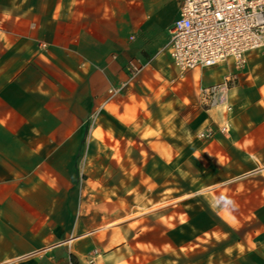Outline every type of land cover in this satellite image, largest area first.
I'll use <instances>...</instances> for the list:
<instances>
[{
  "label": "rangeland",
  "instance_id": "374dc122",
  "mask_svg": "<svg viewBox=\"0 0 264 264\" xmlns=\"http://www.w3.org/2000/svg\"><path fill=\"white\" fill-rule=\"evenodd\" d=\"M33 14V0H0V239L25 251L7 263L47 264L59 244L82 264H264V50L210 68L153 62L109 98L119 61L73 68L108 73L91 92ZM88 95L73 178L82 117L70 129L60 108Z\"/></svg>",
  "mask_w": 264,
  "mask_h": 264
},
{
  "label": "crops",
  "instance_id": "0c3cea01",
  "mask_svg": "<svg viewBox=\"0 0 264 264\" xmlns=\"http://www.w3.org/2000/svg\"><path fill=\"white\" fill-rule=\"evenodd\" d=\"M38 4L44 6V13L39 11L36 14L35 6ZM178 4L179 0H33V25L36 30L44 32L46 38L44 42L52 50L67 54L71 63V72L74 74L71 76L73 80L80 78L78 71L73 68H76L83 59L94 63V65L104 66L109 60V54L112 58H116L120 63L119 72L110 83V87L125 79L124 65L128 58L134 57L144 63L165 44L168 39V27L176 17ZM128 36H132L134 39L130 40ZM155 36H166L165 41L156 49L152 42V38ZM250 55L247 59L250 58ZM170 61L171 59L166 53L159 54L150 61L148 67L152 66L153 62H156L157 66L163 67ZM83 75L80 79L89 86L92 92L96 85L94 81L108 76V73L91 70L86 74L83 72ZM91 95L86 98L88 104L82 111L73 109L72 99L69 100V103L65 99L64 106L60 108L71 119L70 129L73 125L72 117L74 115L82 117L69 152L71 177L73 178L76 177L74 164L78 149L83 143L86 133L85 121L93 99ZM43 108L45 113L48 111V114L56 115L57 108H53L54 111L47 106H43ZM260 129L264 131V124H260ZM244 136L243 140L247 143L246 150L248 153H254L256 158L260 157L264 150H261L262 153L260 151L250 152L248 144L259 141V139H255L248 133H245ZM34 244V246L39 245L38 243ZM72 244L73 242H71ZM51 247L54 252L47 256L45 263L60 264L69 259H74L78 264H82L79 255L73 249L62 251L59 249V244ZM24 252L17 243L6 238L0 239V264H8L7 262L11 260L17 261L16 258ZM36 263V261L33 262V264Z\"/></svg>",
  "mask_w": 264,
  "mask_h": 264
},
{
  "label": "built area",
  "instance_id": "2783aa9c",
  "mask_svg": "<svg viewBox=\"0 0 264 264\" xmlns=\"http://www.w3.org/2000/svg\"><path fill=\"white\" fill-rule=\"evenodd\" d=\"M262 48L264 0H179L165 44L144 63L134 57L128 59L125 79L108 88V97L123 94L134 77L159 54L166 53L183 70L210 68L229 61L243 64L249 54ZM215 88L216 84L201 87L204 99L212 102Z\"/></svg>",
  "mask_w": 264,
  "mask_h": 264
}]
</instances>
